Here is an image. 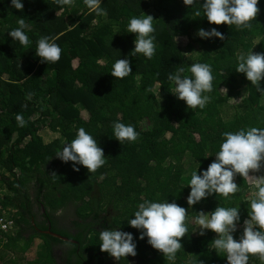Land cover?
Returning <instances> with one entry per match:
<instances>
[{
	"label": "trees",
	"instance_id": "16d2710c",
	"mask_svg": "<svg viewBox=\"0 0 264 264\" xmlns=\"http://www.w3.org/2000/svg\"><path fill=\"white\" fill-rule=\"evenodd\" d=\"M0 192L83 226L11 264H264V0H0Z\"/></svg>",
	"mask_w": 264,
	"mask_h": 264
},
{
	"label": "flooded vegetation",
	"instance_id": "af4514ba",
	"mask_svg": "<svg viewBox=\"0 0 264 264\" xmlns=\"http://www.w3.org/2000/svg\"><path fill=\"white\" fill-rule=\"evenodd\" d=\"M33 202L34 203L30 208L31 209L30 213L25 215V220H21L17 225L14 224L15 230L20 232L24 238H28L30 235L35 233L46 234V232L49 229L51 230L52 227L55 230L64 231L73 236L77 235L79 232L82 231L83 226L81 224V220H79L78 216L74 212L73 207L70 204H68L62 209H59L57 212L52 213L51 216H48L43 206L37 203L38 200L34 199ZM26 220H28V223L26 222ZM68 239L73 240L74 242L71 241H67V242L77 243V240L75 239L72 238H68ZM63 241L66 242L65 240ZM50 246L55 264H68L67 257L69 255L68 254L69 247L66 245H62V243H55V242H51ZM71 256L72 258H74L73 255ZM69 264H75V262L71 261ZM88 264H98V263L91 261ZM101 264H118V263L115 261H106V262H102ZM127 264H145V263H140L138 261L131 260Z\"/></svg>",
	"mask_w": 264,
	"mask_h": 264
},
{
	"label": "rangeland",
	"instance_id": "374dc122",
	"mask_svg": "<svg viewBox=\"0 0 264 264\" xmlns=\"http://www.w3.org/2000/svg\"><path fill=\"white\" fill-rule=\"evenodd\" d=\"M184 38L183 40L181 41V44L183 45L184 44ZM137 45L142 48L143 47V44L142 43H137ZM193 56H188L187 59H192ZM247 181L250 182V183H253V184H256V181L254 179L253 176L251 175H248L247 176ZM2 192H0V199H1V196H2ZM208 217L206 215V213H202L200 215V217L195 220L193 222V227H194V233L198 234L200 232H203L207 227H208ZM242 228V226H241ZM245 230H247V228H244ZM21 242V241H20ZM40 241H38V238L34 239L33 242H31V246L28 248V250H26L25 252H17V253H14V252H10V250L8 249H3V248H0V264H11L10 262H8V259H10V257L13 258V260H17V262H22L24 261L25 259H33L34 256L36 255V253L38 254V252L40 251ZM39 243V244H38ZM249 243V241L247 240H244L242 242V245H241V249H244L245 247V244ZM259 252H261L263 255H264V247H259ZM41 259L44 263H47L50 262L49 260H51V258H49L48 254H45V253H41ZM53 256V255H52ZM37 257V256H36Z\"/></svg>",
	"mask_w": 264,
	"mask_h": 264
},
{
	"label": "built area",
	"instance_id": "2783aa9c",
	"mask_svg": "<svg viewBox=\"0 0 264 264\" xmlns=\"http://www.w3.org/2000/svg\"><path fill=\"white\" fill-rule=\"evenodd\" d=\"M14 224L11 213L6 211L0 213V244L6 241L7 236H12L16 232Z\"/></svg>",
	"mask_w": 264,
	"mask_h": 264
},
{
	"label": "water",
	"instance_id": "95a60500",
	"mask_svg": "<svg viewBox=\"0 0 264 264\" xmlns=\"http://www.w3.org/2000/svg\"><path fill=\"white\" fill-rule=\"evenodd\" d=\"M46 233H48V234H50V235H52V236H54V237H56V238H59V239H61V240L74 242L73 240H70V239H68L67 237L62 236V235H59V234H57V233H54V232H52V231H50V230H48Z\"/></svg>",
	"mask_w": 264,
	"mask_h": 264
}]
</instances>
